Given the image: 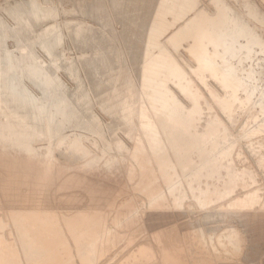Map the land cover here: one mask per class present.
I'll return each instance as SVG.
<instances>
[{
  "label": "rangeland",
  "instance_id": "1",
  "mask_svg": "<svg viewBox=\"0 0 264 264\" xmlns=\"http://www.w3.org/2000/svg\"><path fill=\"white\" fill-rule=\"evenodd\" d=\"M28 1L31 2L33 0H0V12L5 16H9L7 15L8 10H14L16 7L17 9H21V7L25 6ZM36 1L39 2L38 5L41 10H48V12L49 10L52 11L51 13L49 12L50 15L48 18L47 12L46 15L45 13H43V15H39V18H45V20H48L49 18L51 19L45 21L44 24L42 23L43 26H40L42 29H39L40 33H38V29L37 32L32 30V33L30 32L31 30H29L28 33L33 35L30 36L32 39L30 38L31 40H29L27 44L21 45L18 44L17 39H15L17 42L14 40L20 32L12 29L15 28L14 26H18L16 25L18 24L17 18L13 16V21L15 22L11 23L10 21L12 20L8 17L10 21L8 22L6 20V22L4 20V24L7 30L11 29L9 31H11V34L14 35V37L11 34L12 38L8 35V39L5 43L6 45H9V47L14 46L13 50H15L16 47L17 49L22 47L20 50H11L13 54V58L11 60H14L13 62L16 63V66L18 67L15 74L16 76H13L17 77L19 81L15 78V82L18 84L17 87L19 90L26 92L24 90L29 89L28 92H32L31 95L33 99H39H36L39 103L36 104L43 107L45 104H41V102H39L41 95H39V88L35 86L33 78L37 79L39 77L40 79H43L45 78V74L54 72V75L57 74L56 77L62 80L61 82L62 84H65L64 86L66 88H70L72 85L73 89L76 90L77 88L76 79H78V74L76 73H78V71L74 69L76 65L75 55L80 57L84 54L83 52H85L81 49L82 43L80 44L79 38L74 36L76 30L77 32L81 31L77 28L86 27V29H89L92 25V29L99 28L100 30L103 29L108 31L112 27L117 33L118 30L115 29V26H118L117 28L120 29L122 28V25L119 21L116 22L114 19L112 20L111 15H108V18L99 16L101 19H97L93 15L89 14L88 11L90 10H87V8L84 9L81 6H76L75 3L77 4L78 1ZM50 1L52 3H50ZM89 1L94 2L96 0ZM89 1L85 0V2L82 1L80 3H82V5L83 3L84 5H88ZM100 1L99 3H101ZM120 1L122 3L123 0ZM158 1L159 0H156L154 3L155 5L153 4V9L151 8L152 6H150L147 10H145L147 11L146 13H148L147 15H145L146 13H143L142 15L146 18H157L156 16L164 14V21L168 20L169 22L170 20V23L166 21L161 24V33L163 31V34L160 35V42L163 45L158 44V42L153 45V48L158 50V47L156 46L161 47L162 45L163 48H159L163 52L165 50V52L168 51L170 54L169 58L171 60L174 58L172 61L173 64H175V66H173L175 68L166 64L164 70L162 68L160 71H163V73H165L164 71H167L166 73L168 75L171 73L174 76H177L179 72L180 76L174 77L170 74V78V75L169 77L167 74L163 76V73H161L162 75H160L161 79L159 81L162 83L161 85H163V87L165 86V89L171 86V88H169L171 89V92L169 89H167V91L171 93L173 100H177L178 103L182 102L180 105L183 104V106H181L186 114L183 117L180 116L176 121H169V119L167 120L165 117V122H163V120L162 123H160V120L153 118L151 113H148V116L145 119L157 124V126L159 125V128L157 127L159 131L161 127H165V129H167L166 124H170L173 127L181 129V133H179V135L181 134L182 138H180L181 135L179 136L177 134V141L174 139L175 137L170 138V140L169 137H166L169 136L168 133H164L166 132L165 129H161V131L154 136L147 135L141 130V127L138 124H134L131 126L129 135L126 137L124 136L125 139L122 138L124 140V144H122V146L120 145L119 147L117 145V139L109 140L104 144L103 141H101L99 134H96L95 131L96 128H99V132L104 133V129L106 128L107 130L105 125L110 121V118L102 109L100 104H93V95L88 93L89 95L86 96L88 98L87 107H84L82 113V116L85 115L84 119L82 117L80 119L81 114L80 116L68 115L65 119L62 118L64 121L66 120L65 122H67H63L64 124H70V122H77L81 124L80 126L78 125L79 127H75L77 129V136H68L67 138L81 137L83 141L88 142L86 149H89L88 151H90L91 154V157L87 158L88 160H85L84 157L81 156L82 159L79 157V160H70V162H73L68 163V165L67 162L64 163L67 160L63 161L57 155L59 152L56 149L57 143H54L55 145L50 146V148L48 147L49 144L45 139H43V141L38 139L35 140L34 145L36 144V147H44L43 150L48 152L51 151L53 155H33L30 160L28 158L27 160L25 159L27 155L23 153L22 156V152L20 154V151L12 152L11 154L9 153L11 158L8 154L4 153V157L3 153V155L0 154V164L3 165V168L0 167V171L3 173L4 167L5 169L7 168V173L5 171L3 173H6V176L2 175L0 177V180L2 178V182L7 183L2 184L0 181V186H2L0 187V236L2 240L0 243V264H48L51 262L50 259L57 257H59L57 261L61 258L60 260L62 264H264V0H194V2L193 0H189L191 2H188V0H180V3L179 0H166L168 2L164 0ZM91 2H89V4ZM182 2L186 5H183ZM104 3L105 2L101 3L103 4L102 6L99 4L100 7H103L105 5ZM158 3L159 5H157V7L156 4ZM168 3H170L169 5L173 3L171 7H174L169 9L170 6ZM161 4L164 5L162 6ZM160 5L164 11L159 8ZM183 6L186 10L182 9ZM154 7L159 9L156 10ZM166 7L168 8L167 10ZM168 10L170 13H168ZM175 10H177V12ZM150 11L153 13V16L152 14H149ZM186 11L188 15L183 14L186 13ZM223 14L226 16L225 19L222 18L224 17L222 16ZM142 15L140 18H143ZM181 15L183 19L180 17ZM184 16H186V18H184ZM93 17L96 18L98 22L92 19ZM103 19L104 22L102 25L104 26L103 28H100L101 24L99 25V22ZM210 19H213L214 22L216 20L217 21L214 24ZM56 20L57 22H55ZM221 20L224 24H227V27L222 24ZM73 21L79 24H73ZM231 21H233V24ZM61 22H63V24L60 25L59 23ZM66 22H69L73 26L66 24ZM171 22L172 24H175L172 25ZM184 22H187L189 25L187 23L184 25ZM7 24L12 27L8 28L9 26L7 27ZM45 24H48L49 26H56L59 24L57 26H63V28H58L57 26L53 27V31L57 28L58 33L55 31L52 33L51 31V33L47 34L48 36L46 37V34L41 31H45L44 29L48 27V25ZM219 24L220 26L218 27ZM201 25L202 28L198 30L196 27L200 28ZM228 25L229 27L231 26V28H229ZM189 27L191 28L189 29ZM217 27L222 29L220 30ZM224 27L226 28L224 29ZM209 28H212L213 31ZM26 29L28 30V28ZM64 29H67L66 31H70L71 33L66 32ZM203 30L204 32L206 31V35ZM217 30L222 31V33L220 32L221 34H219V31ZM34 31L35 34H33ZM182 31H184V34L181 36L178 35V39H176L177 34H180ZM201 31L203 33H201ZM207 32L209 33L207 34ZM189 33L193 36L189 35ZM212 33L218 35L219 37L218 38L216 36V43L214 38L215 36ZM67 34L69 37H67ZM198 34L203 40V46L202 43L199 42L196 44L197 41H195L194 36L197 37V40H200L198 39L200 38ZM43 35L45 36L44 39L42 37ZM171 35H173L172 38ZM203 35H205V37ZM211 35L212 38H210ZM189 36L190 38L192 37V39H190ZM180 37L183 39L180 40ZM209 38L211 41H209ZM45 39L47 41H45ZM66 39L69 40L67 41ZM113 40L114 39L110 37L108 38L107 41H110L108 46H113L114 43L111 44V42H114ZM175 40H177V44ZM200 44L202 54H200V51H197L199 50L198 48ZM204 46L207 49H205ZM57 47L62 49H58ZM190 47L191 49H189ZM56 48L59 50L60 54L55 52ZM192 49H194V51ZM52 50H54L53 53H51ZM78 51L82 54L80 52L78 53ZM97 51H95V55L98 54ZM195 51L202 56L201 58L205 59V62L203 61L204 59H199L200 56L198 53L196 54ZM168 52L165 54L167 57L169 56ZM204 52L205 57L203 54ZM115 56H117L115 65H119L117 67H120V65L122 66L123 62L120 56ZM63 59L65 60L63 61ZM66 59L68 61H66ZM69 61L70 65H68ZM198 61H202L203 63H199ZM44 65L46 70L44 69ZM30 66L32 68L34 66L35 67L32 69ZM36 66L39 70L41 67L42 71H37L38 69ZM0 67H2V65H0ZM169 67L170 69H168ZM201 67H203V69ZM28 68L30 69V73L28 72ZM64 68L66 70H64ZM71 68L72 70H70ZM165 68L172 71L175 70L176 74L175 72L168 71ZM219 68L221 70L224 68L223 71L225 73H229L230 75L225 74L223 76L222 74H224V72ZM31 69L36 74L34 72L31 73ZM47 69L50 70L48 71ZM180 70L183 72L181 73ZM45 71H48V73ZM182 75L187 78L185 77L186 85L181 87L178 85V82L180 83V79L183 77ZM164 77H166L167 80ZM221 77L226 78L223 79ZM228 78L236 81L238 80V91L240 89V92L237 91L234 94L226 87V79ZM175 79H178L176 81L177 83L173 82ZM163 80L165 81L163 82ZM239 83L242 84L239 85ZM176 85L178 86L176 87ZM166 86L169 87L166 88ZM69 90L72 91V89ZM34 92H36V96L37 94L39 96L35 97ZM68 95H71L72 104L82 107L78 98H74L76 95L74 96L71 92L70 94L68 93ZM22 105L32 106L33 103H26L23 100ZM49 107L51 110L47 109ZM68 110L69 109L64 108V111H59L70 114L76 112L74 109ZM90 110H94L95 116L90 113ZM49 112L52 114L53 112H56V110L52 106L47 105V107H45L41 112L44 114V117H42L44 121L48 122V120L51 119L52 116H50ZM56 114H59V112H56ZM95 117L105 119V121H103L105 125L102 126L95 124L96 122L94 121L97 119ZM55 118L57 119V117ZM134 120L135 119H133V121ZM166 120L169 121V123ZM161 124L164 125V127L160 126ZM117 128L118 129L116 130H118L117 132L119 133V129L122 127L119 126ZM63 130L62 134H64V136L68 134L70 135L72 132V129L68 127H66L64 131ZM120 131H122L120 133L125 132L124 129H120ZM60 135L61 133L59 134V137ZM64 136L62 135L61 137ZM179 138L181 140L178 141ZM67 142L70 143L71 141L67 140ZM67 142H65L66 145H64V147L67 146ZM29 143L30 141H28V145H30V147L35 148L34 145ZM21 146L20 149H26L25 147L27 145H23L25 146H22L23 148H21ZM173 149L176 153L172 151ZM162 153L165 154V157L164 155L162 156ZM177 153L181 155V159L180 156H177ZM6 155L8 157H6ZM71 156L73 158L74 154ZM5 157L11 161H7ZM177 159H180L181 162L177 161ZM26 160L27 162H25ZM6 161V164L9 163V167L11 166L10 164L13 163L10 170L5 163H2ZM14 161L15 163H18L16 167ZM22 161L23 165L20 164L19 166V163ZM85 161H90V163L93 162V165L88 163L85 164ZM109 161H111V164L107 165V162ZM18 167L20 168L18 169ZM8 171L13 172V174L10 172L8 173ZM14 172L16 173L15 175L18 174V176H15ZM21 173L26 176H22L23 178L30 176V178H27L28 180L22 179V181L24 180L23 184L21 178H17L21 176ZM73 174L75 175L72 176ZM7 175H11L10 180L7 178ZM76 175L79 179L76 178ZM3 176L6 177L4 178L5 180H3ZM12 176H15V178L12 179ZM48 176L50 177V181H47L46 183L45 180L48 179ZM40 178H43L42 180L44 181L41 182ZM11 179L12 183H19L16 185L18 187H16L15 184L14 187H11ZM38 180L41 183H39ZM43 183H49V185ZM8 187L12 189L9 190L7 189ZM14 189L20 190L21 196H27V200H31V198L35 196L33 199L38 197L39 201H43L42 204L41 202L39 203L38 199V203L32 200V203L34 202L33 204L36 205L35 207L39 205L45 209H51V213L54 211L53 215L56 218L57 229H59L57 218L60 212L62 215H65L66 217L68 216L69 218L70 213L73 217L76 215L77 211H79L78 213H81V217H79L85 223V225H80V227L77 228L79 231L77 234L80 237H78L79 242L76 244V242L71 239V235L67 232V230H64L59 243L51 247V252H49L51 255L48 254L47 258V256L43 254V250L45 249L44 242L51 240L53 235H49V232L43 229L44 225L47 227L48 223H45L42 217H40V221L38 220L37 222V224L39 222L41 223H39V233L42 235L45 234L46 237L41 239V234H39V236L36 234V237H31L33 238L34 246L31 250L32 252L29 251L30 248H27L29 253L25 252V255L21 250L17 235L14 232L13 224L14 222H19L20 220H17L20 217L24 218V220H22L23 218H20L22 223L26 220L29 221L30 218L27 219L25 215L21 216L19 214L20 207H16V205H14L16 201L11 203L6 198L9 194H11V191L12 194H15L13 192ZM33 191L37 192L35 193L36 195L40 193L41 196L40 194L39 196H32ZM20 192L18 193L20 194ZM25 193H27V195ZM252 195H256L257 200L254 203L247 202L243 205L240 204V202H245ZM46 197L48 200H44L47 199ZM49 202L50 205L48 204ZM10 203L13 204L12 206L14 207H10ZM46 203L48 204V207ZM8 208L12 210V212H19L13 213L15 215L19 214L18 216L16 215L17 217L14 215L16 220L13 216H11L13 222L10 220L9 216L12 212L8 210V213ZM17 208L19 210H17ZM82 210L84 211L83 213L80 212ZM67 211L68 213L66 214ZM47 212L48 211H45V214L42 213V215L48 217L46 215ZM72 212H74V214ZM83 214H85V216ZM150 214L160 215L161 217H159V219H161L159 220L157 218L158 220H155L154 222V219L151 220L150 217L152 215ZM82 216L85 217V220ZM244 217H247L246 222H243L242 220ZM21 221L19 224H21ZM28 221L24 222L22 225H24L28 230L30 228L32 230L33 223L31 224L30 221ZM151 221L154 223L152 224ZM155 227L157 230H155ZM151 229H154L155 232L154 230L151 231ZM157 233L158 237L156 235ZM71 234L76 235V233L73 232H71ZM71 241L74 245L73 243H70ZM92 241L96 243L97 248H95L96 246L93 247ZM27 249L25 251H27ZM52 249L55 251L54 253L52 252ZM167 252L170 256L174 254L172 256L174 257L172 258L173 263L167 261L166 259V262L164 261V258H168L165 257V255L168 256ZM60 260L58 262L55 260L56 262L54 261L49 264H61Z\"/></svg>",
  "mask_w": 264,
  "mask_h": 264
},
{
  "label": "bare ground",
  "instance_id": "2",
  "mask_svg": "<svg viewBox=\"0 0 264 264\" xmlns=\"http://www.w3.org/2000/svg\"><path fill=\"white\" fill-rule=\"evenodd\" d=\"M43 1H45V0H43ZM42 1V2H43ZM59 1V0H58ZM63 1V0H62ZM73 1H78L77 2V4L75 3V5L76 6H81L82 8H84V9H86L87 8V10H90V11H88L89 12V14L90 15H93L94 17H96L97 19L98 18H100V17H103V18H108V15H111V19L113 20L114 19V21H116V22H118L119 21V23L122 25V28H117L116 26H115V29H117L118 31H117V33H116V31L114 30V28H110L108 31H106V30H103V29H99V28H93L92 29V25H91V28L89 27V25H88V27H89V29H86V27L84 28V27H80V28H77V29H79V30H81V31H79V32H77V30H76V33H75V35L74 36H76V38H79V40H80V44L82 43V50L83 51H85V52H83L84 54H82L80 51H82V50H80V51H78V53L80 52L82 55L80 56V57H77V55H75L76 56V65H75V68L74 69H76L77 71H78V73H76V74H78V79H76V86H77V88H76V90L75 89H73V85L70 87V88H66L64 85L65 84H62V80H60V78L58 79L57 77H56V75H54V72H49L48 73V71L50 70H48V71H45V72H47L48 74H45V78H43V79H40L39 77L36 79V78H33L34 79V83H35V86L36 87H38L39 89V91L38 92H40V94L39 95H41V98H40V101L39 102H41V104H45V105H43V107H40L39 105H37V104H39L37 101H36V99H38V98H36L35 100L33 99V97H32V92H28V90H24V91H26V92H23V90L21 91V90H19L18 89V87H17V83L15 82L16 81V79L15 78H17V77H14L13 75H15L16 74V71H17V69H18V67L16 66V63H14L13 61L14 60H11L13 57V54H12V52H11V50H13V47L14 46H11L12 47V49H11V47H9V45H6V41H7V37H8V35H10L11 34V31H9V30H11V29H8L7 30V28L5 27V22H4V20L6 21H10L9 19H8V17H10L11 18V20L12 21H10L11 23L12 22H15V21H13V16H15L16 18H17V23L18 24H16V25H18L17 27L16 26H14L15 28H12V29H15V30H17L18 32H20L19 33V35L17 36V35H15V36H17L16 38H14V40L15 39H17L18 40V44H21V45H23V44H27L28 42H29V40H31L32 39V37H30L31 35H30V33H28V31L29 30H31L30 32L32 33V30H35L36 32H37V29H38V33H40L39 32V29H42V27L40 28V26H43V24L45 23V21H48L49 19H51V18H49L48 20H45V18H43V19H40L39 18V15H43V13H45V15H46V12L48 13L47 15V18L49 17V12L51 13L52 11H50L49 10V12H48V10H46V8H45V6H44V8H45V10L46 11H44V9L43 10H41V8H40V6L38 5L39 4V2L38 1H36V0H33V1H31V2H27L26 3V5L25 6H23V7H21V9L19 8V9H17V7L14 9V10H8L7 11V15H9V16H5L3 13H1L0 12V44H1V46H0V50H1V55H0V65H2V67H0V139H1V141H0V148H1V150H0V152L1 151H3V152H1L0 154H8L9 155V153L11 154L12 152H19L20 151V154H21V152H22V156H23V153H25L27 156H26V158L25 159H29L30 160V158H32L33 157V155H36V156H40V155H43V156H50V155H53L52 154V152L50 151V152H48V151H45V150H43L44 149V147H36L35 145H34V143H35V140H40V141H43V139H45L46 141H47V143L49 144L48 145V147H50V146H54L55 144L54 143H57V146H56V149L59 151L58 153H57V155L61 158V160H63V161H65V160H67V161H65L64 163H66L67 162V164L68 163H72L74 160H79L80 158L79 157H84V159L85 160H88L87 158L89 157H91V154H90V151H88L87 149H86V147L88 146V142H85V141H83L82 140V138L81 137H78V138H67L68 136H77V134H76V126H80L81 124L80 123H77V122H70V124H64L63 122H65L64 121V119H65V117H68V115H71V116H73V115H77V116H80V114H81V116H80V119H81V117L84 119V116H82V113H83V110H84V107L86 108L87 107V101H88V98L86 97V96H88L89 94L90 95H93V104H97L98 103V105L100 104L101 105V107H102V109L105 111V113L109 116V118H110V121L105 125V123L103 122V121H105V119H103V118H99V117H95V118H97V119H95V121L94 122H96L95 124H99V125H102V126H104L105 125V127H107V130H106V128L104 129V133L103 132H99V128H96V131H95V133L96 134H99V136H100V138H101V141H103V143L105 144V142H107V141H109V140H115V139H117L116 140V143H117V145L120 147V145L122 146V144H124V140L122 139V138H124L125 139V137L127 136V135H129V133H130V129H131V126H133L134 124H138L140 127H141V130L145 133V134H147V135H152V136H154L155 134H158L160 131H161V129H165V127H164V125H160V126H163L164 128H162L161 127V129H160V131L158 130V126H157V124H155V123H153V122H150V121H147L145 118L148 116V113H151L152 115H153V118H155L156 120H160L161 122L160 123H162V121L165 119V117H166V119L168 120L169 119V121H176V120H178V118L180 117V116H184L186 113L183 111V109H182V106H183V104H181L180 105V103H182V102H180V103H178V101L177 100H173V98H172V96H171V89H169V88H171V86L169 87V86H166V88L167 87H169V88H167V89H169L170 90V92L169 91H167V89H165L164 87H163V85H161L162 83L159 81L161 78H160V75H162L161 73H163V71L161 72L160 71V69H162L163 68V70H164V67L166 66V64L167 65H170V67H172V68H175V67H173V66H175V64H173V57H171V58H173L172 60L169 58L170 57V54H169V52H168V54H169V56L167 57L165 54L167 53V52H163L161 49L163 48V44L160 42V40H161V34H163V31H162V33H161V30H162V22L164 23V22H168V20H165L164 21V18H165V16H164V14L163 15H158V16H156L157 18H155V17H152V18H146L145 16H143L142 14L144 13H146L147 11H145V10H147V8L148 7H150V6H152L151 8L153 9V4L155 3V1L156 0H123L122 1V3H121V1L119 2L118 0H106V1H100V0H96V1H94V2H91V1H89V2H91L90 4H89V2H88V5H84V3H83V5H82V3H80V2H82V1H84L85 2V0H73ZM99 1L102 3V2H105L104 4V6L103 7H100V5L99 4H101V3H99ZM160 1V0H159ZM158 1V2H159ZM163 1V0H162ZM164 1H166V0H164ZM192 1V0H191ZM191 1H189L188 0V2H191ZM166 2H168V1H166ZM174 2H176V1H174ZM173 2V3H174ZM193 2H194V0H193ZM192 2V3H193ZM3 3V2H2ZM23 3V2H22ZM49 3V2H48ZM50 3H52L51 1H50ZM162 3H164V2H162ZM172 3V4H173ZM179 3H180V0H179ZM183 3V2H182ZM21 4V3H20ZM25 4V3H24ZM43 4V3H42ZM46 4V3H45ZM170 3H168V5H169ZM171 4V5H172ZM178 4V3H177ZM190 4V3H189ZM11 5V4H10ZM23 5V4H22ZM62 5V4H61ZM103 4H101V6H102ZM155 5V4H154ZM157 5H159V3L158 4H156V6ZM162 5V4H161ZM161 5H160V9H162L163 10V8H161ZM164 5V4H163ZM162 5V6H163ZM165 5H167V4H165ZM171 5H169L170 7H169V9L170 8H173V7H171ZM179 5H182V4H179ZM183 5H186V4H184L183 3ZM191 5V4H190ZM207 5V4H206ZM18 6H20V5H18ZM56 6V5H55ZM189 6V5H188ZM158 7V6H157ZM156 7V8H157ZM182 7V6H181ZM192 7V6H191ZM190 7V8H191ZM2 8H3V6H2ZM5 8V7H4ZM43 8V7H42ZM62 8V7H61ZM108 8H110V9H108ZM155 8V7H154ZM155 8V9H156ZM158 8V9H159ZM176 8V7H175ZM177 8H178V6H177ZM8 9V8H7ZM13 9V8H12ZM49 9V8H48ZM71 9V8H70ZM80 9V8H79ZM150 9V8H149ZM158 9H156V10H158ZM165 9V8H164ZM168 8L166 7V10H167ZM182 9H184V6H183V8ZM201 9V8H200ZM51 10H52V8H51ZM82 10V9H81ZM178 10V9H177ZM177 10H175L176 12H177ZM181 10V9H180ZM184 10H186V9H184ZM188 10H191V9H188ZM187 10V11H188ZM215 10H217V9H215ZM2 11V10H1ZM59 11V10H58ZM58 11H56V12H58ZM77 11V10H76ZM151 11H153V10H151ZM150 11V13L149 14H152V16H153V13ZM164 11V10H163ZM179 11V10H178ZM187 11H186V13H183V14H187ZM212 11V10H211ZM63 12V11H62ZM149 12V11H148ZM155 12V11H154ZM159 12H160V10H159ZM189 12V11H188ZM60 13V12H59ZM65 13V12H64ZM79 13V12H78ZM85 13V12H84ZM83 13V14H84ZM165 13V12H164ZM168 13H170L169 12V10H168ZM180 13V12H179ZM6 14V13H5ZM63 14V13H62ZM148 13H146L145 15H147ZM154 14H157V13H154ZM159 14V13H158ZM160 14H162V13H160ZM171 14H172V12H171ZM173 14H175V13H173ZM199 14V13H198ZM201 14V13H200ZM205 14V13H204ZM52 15V14H51ZM69 15V14H68ZM143 16V18L141 17L140 18V16ZM176 15V14H175ZM188 15V14H187ZM186 15V16H187ZM205 15H207V14H205ZM204 15V16H205ZM64 16V15H63ZM83 16V15H82ZM100 16V17H99ZM166 16H167V14H166ZM168 16H170V15H168ZM177 16H178V14H177ZM186 16H184V18H186ZM202 16V15H201ZM222 16H224V14L222 15ZM222 16H220V17H222ZM231 16V15H230ZM42 17V16H41ZM44 17V16H43ZM61 17V16H60ZM92 18V19H94L95 21H97V19L96 18ZM149 17V16H148ZM171 17V16H170ZM172 17H174V16H172ZM181 18H182V15L180 16ZM196 17V16H195ZM194 17V18H195ZM203 17V16H202ZM201 17V18H202ZM218 17V16H217ZM167 18H169V17H167ZM175 18V17H174ZM177 18V17H176ZM180 18V19H181ZM189 18V17H188ZM193 18V19H194ZM198 18H199V16H198ZM205 18V17H204ZM209 18V17H208ZM212 18V17H211ZM219 18V17H218ZM222 18H226V16H224V17H222ZM56 19V18H55ZM81 19V18H80ZM91 19V18H90ZM101 19V18H100ZM183 19V18H182ZM181 19V20H182ZM207 19V18H206ZM214 19V18H213ZM213 19H210V20H212L213 21ZM217 19V18H216ZM177 20H179V19H177ZM188 20V19H187ZM191 20H192V18H191ZM198 20V19H197ZM200 20V19H199ZM218 20V19H217ZM216 20V21H217ZM6 21V22H7ZM106 21V20H105ZM196 21V20H195ZM202 21V20H201ZM215 21V22H216ZM219 21V20H218ZM224 21V20H223ZM55 22H57V20L55 21ZM74 23L73 24H76L75 23V21H73ZM78 22H79V20H78ZM84 22V21H83ZM98 22V21H97ZM104 22V19L101 21V22H99V25L101 24V26H100V28H103V26L104 25H102V23ZM176 22V21H175ZM181 22V21H180ZM188 22H190V21H188ZM205 22V21H204ZM207 22V21H206ZM215 22L213 21V23L215 24ZM220 22V21H219ZM218 22V23H219ZM221 22H222V20H221ZM226 22H227V20H226ZM225 22V23H226ZM233 21H231V23H232ZM43 23V24H42ZM168 23H170V20H169V22ZM182 23V22H181ZM186 23L187 22H184V25H186ZM197 23V22H196ZM212 23V24H213ZM228 23H229V21H228ZM234 23H235V21H234ZM10 24V23H9ZM14 24V23H13ZM56 24V23H55ZM54 24V25H55ZM60 25L61 24H63V22H61V23H59ZM59 24H57V25H59ZM66 24H70L69 22L67 23L66 22ZM77 24H79V23H77ZM113 24H114V22H113ZM171 24H172V22H171ZM175 24V23H174ZM174 24H172V25H174ZM188 24V23H187ZM202 24H204V23H202ZM221 24V23H220ZM220 24L218 25V27L220 26ZM222 24L223 25H226V27H227V24H224V22H222ZM221 24V25H222ZM233 24V23H232ZM12 25V24H11ZM45 25H48V24H45ZM56 25V26H57ZM71 25V24H70ZM80 25H81V23H80ZM96 25V24H95ZM165 25V24H164ZM183 25V24H182ZM189 25V24H188ZM198 25V24H197ZM206 25V24H205ZM250 25V24H249ZM9 26V27H8ZM56 26H49L48 25V27L47 28H43L45 31H43V30H41L42 32H44L45 34H46V37L48 36L47 34H49V33H51V31H52V33L55 31V32H57L58 33V31H57V28H56V30L54 29V31H53V27H56ZM71 26H73V25H71ZM166 26H168V25H166ZM165 26V27H166ZM179 26V25H178ZM193 26V25H192ZM199 26V25H198ZM207 26V25H206ZM7 27L8 28H10V27H12V26H10V25H8L7 24ZM58 27V26H57ZM120 27V26H119ZM170 27V26H169ZM172 27V26H171ZM196 27V26H195ZM195 27H194V29H195ZM205 27V26H204ZM210 27H212V26H210ZM217 27V28H218ZM223 27V26H222ZM226 27H224V29L226 28ZM228 27H229V25H228ZM26 28H28V30L26 29ZM58 28H63V26H59ZM105 28V27H104ZM176 28V27H175ZM188 28V27H187ZM191 27H189V29H190ZM198 30L199 29H201L202 28V25H201V27L200 28H198V27H196ZM206 28V27H205ZM229 28H231V26L229 27ZM21 31H20V30ZM85 29V30H84ZM177 29V28H176ZM180 29V28H179ZM182 29H183V27H182ZM194 29H192V30H194ZM207 29V28H206ZM209 29H211V31H213L212 30V28H209ZM214 29H215V27H214ZM218 29H220V28H218ZM222 29V28H221ZM220 29V30H221ZM14 30V31H15ZM65 31L67 30V29H64ZM68 30H70V29H68ZM72 30V29H71ZM74 30V29H73ZM170 30H171V28H170ZM175 30V29H174ZM196 30V29H195ZM197 30V31H198ZM220 30H217V31H219V34H221L222 33V31H220ZM35 31L33 32V34H35ZM180 31V30H179ZM210 31V30H209ZM13 32V31H12ZM42 32H41V34H42ZM66 32H70V31H66ZM74 32H75V30H74ZM73 32V33H74ZM177 32H178V30H177ZM196 32V31H195ZM203 32H204V30H203ZM202 31H201V33H203ZM215 32H216V30H215ZM221 32V33H220ZM15 33H17V32H15ZM14 33V34H15ZM37 33V34H38ZM71 33V32H70ZM72 33V34H73ZM171 33V32H170ZM187 33V32H186ZM192 33V32H191ZM197 33V32H196ZM198 33H200V32H198ZM209 32H207V34H208ZM211 33V32H210ZM214 33V32H213ZM212 33V34H213ZM36 34V35H37ZM41 34H40V36H41ZM44 34V35H45ZM55 34V33H54ZM107 34H109V35H107ZM184 34V31H182L180 34H177V38L176 39H178V35H183ZM204 34L206 35V31L204 32ZM224 34V33H223ZM12 35V34H11ZM10 35V36H11ZM42 36L43 37V39L45 38V36ZM52 35V34H51ZM56 35V34H55ZM58 35V34H57ZM166 35V34H165ZM189 35H192V34H190L189 33ZM195 35H197V34H195ZM199 35V34H198ZM205 35H203L204 37H205ZM215 37V43L217 42L216 41V36L218 37V35H215V34H213ZM13 37H14V35H12ZM12 36H11V38H12ZM33 36V35H32ZM164 36V35H163ZM172 36L173 35H171V38H172ZM176 36V35H175ZM174 36V37H175ZM193 36V35H192ZM200 36V35H199ZM209 36V35H208ZM221 36V35H220ZM37 37V36H36ZM49 37H50V35H49ZM67 37H69V35L67 34ZM112 38V39H114L113 41L114 42H111V44H113V46L112 47H110V46H108V44L110 43V41H107L108 40V38ZM184 37H186V36H184ZM223 37H224V35H223ZM10 38V39H11ZM31 38V39H30ZM41 38V37H40ZM39 38V39H40ZM56 38V37H55ZM104 38H106V39H104ZM163 38V37H162ZM189 38H190V36H189ZM208 38V37H207ZM210 38H212V35L210 36ZM209 38V39H210ZM219 38V37H218ZM221 38H222V36H221ZM42 39V40H43ZM169 39V38H168ZM183 39V38H182ZM181 39V37H180V40H182ZM190 39H192V37L190 38ZM194 39H195V41H197L196 42V44L199 42V43H202V39H201V36H200V38H198V39H200V40H197V37L196 36H194ZM193 39V40H194ZM209 39H207V40H209ZM37 40V39H36ZM67 40V39H66ZM69 40V39H68ZM67 40V41H68ZM106 40V41H105ZM212 40H214V39H212ZM222 40V39H221ZM239 40V39H238ZM45 41H47L46 39H45ZM65 41V40H64ZM82 41V42H81ZM170 41H172V40H170ZM177 40H175V42H176ZM179 41V40H178ZM204 41H205V39H204ZM209 41H211V39L209 40ZM219 41V40H218ZM15 42H17L16 40H15ZM42 42V41H41ZM57 42V41H56ZM63 42V41H62ZM159 42V43H158ZM164 42V41H163ZM193 42V41H192ZM9 43V42H8ZM77 43V42H76ZM156 43H158V44H162L161 45V47L160 46H156V47H158V50H156L155 48H153V45L154 44H156ZM179 43V42H178ZM213 43H214V41H213ZM214 43V44H215ZM254 43V42H253ZM14 44V43H13ZM37 44H39V43H37ZM48 44V43H47ZM58 44V43H57ZM65 44V43H64ZM79 44V45H80ZM166 44V43H165ZM176 44H177V42H176ZM193 44V43H192ZM218 44V43H217ZM15 45V44H14ZM52 45V44H51ZM61 45V44H60ZM72 45V44H71ZM194 45V44H193ZM8 46V47H7ZM19 46V45H18ZM32 46V45H31ZM48 46V45H47ZM57 46V45H56ZM59 46V45H58ZM77 46V45H76ZM194 46H196V45H194ZM202 46H203V43H202ZM214 46V45H213ZM37 47V46H36ZM61 47V46H60ZM73 47V46H72ZM161 49H160V48ZM197 47V46H196ZM200 47H201V44H200V46H199V50H197V51H200V54H202L201 53V50H200ZM205 47V46H204ZM235 47V46H234ZM22 48V47H21ZM20 48V49H21ZM49 48V47H48ZM55 48V47H54ZM58 48V47H57ZM57 48H56V50H55V52L57 53V54H60L59 53V50H57ZM16 49H17V47L15 48V50H13V51H16ZM19 49V48H18ZM17 49V50H18ZM19 49V50H20ZM58 49H62V48H58ZM74 49V48H73ZM169 49V48H168ZM189 49H191V47L189 48ZM195 49V48H194ZM194 49H192L193 51H194ZM197 49V48H196ZM201 49H204V48H201ZM205 49H207L206 47H205ZM234 49V48H233ZM35 50V49H34ZM98 50V51H97ZM160 50V51H159ZM192 50H191V52H192ZM22 51V50H21ZM37 51V50H36ZM45 51V50H44ZM47 51H48V49H47ZM95 51H97L98 52V54L97 55H95L96 53H95ZM197 51H195V53L197 54L198 52ZM207 51V50H206ZM28 52H30V51H28ZM54 52V50H52V52L51 53H53ZM61 52V51H60ZM67 52V51H66ZM189 52H190V50H189ZM237 52V51H236ZM35 53V52H34ZM33 53V54H34ZM71 53V52H70ZM76 53V52H75ZM32 54V53H31ZM49 54V53H48ZM167 54V55H168ZM192 54H194V53H192ZM196 54H195V56H196ZM200 54L198 53V55L200 56ZM204 54V57H205V52L203 53ZM25 55V54H24ZM46 55V54H45ZM115 55H118V57L120 56V58H121V60H122V66L120 65V67H117V66H119V65H115V60L117 61V56H115ZM40 56H41V54H40ZM198 56V57H199ZM18 57V56H17ZM39 57V56H38ZM57 57V56H56ZM74 57V56H73ZM193 57H194V55H193ZM198 57H197V59H198ZM202 56H200L199 57V59L200 60H202V59H204V58H201ZM48 58V57H47ZM59 59V58H58ZM195 59H196V57H195ZM65 59H63V61H64ZM74 60V59H73ZM119 60V59H118ZM121 60H119V61H121ZM175 60H176V58H175ZM175 60H174V62H175ZM199 60V61H200ZM66 61H68L67 59H66ZM193 61V60H192ZM198 61V62H199ZM204 62H205V59L203 60ZM28 62V61H27ZM42 62V61H41ZM59 62V61H58ZM177 62V61H176ZM202 62V61H201ZM201 62H199V63H201ZM63 63V62H62ZM67 63V62H66ZM203 63V62H202ZM24 64V63H23ZM34 64H35V62H34ZM51 64V63H50ZM49 64V65H50ZM55 64H58V63H55ZM64 64V63H63ZM72 64V63H71ZM74 64V63H73ZM121 64V63H120ZM18 65V64H17ZM22 65V64H21ZM48 65V64H47ZM65 65V64H64ZM63 65V66H64ZM67 65V64H66ZM68 65H70V61H69V64ZM176 65H177V63H176ZM203 65V64H202ZM231 65H233V64H231ZM27 66V65H26ZM33 66V65H32ZM39 66H41V65H39ZM54 66V65H53ZM178 66V65H177ZM180 66V65H179ZM203 66H205V65H203ZM31 67V66H30ZM35 67V66H34ZM34 67L32 68V69H34ZM50 67H51V65H50ZM72 67V66H71ZM170 67L168 68V69H170ZM27 68V67H26ZM36 68L38 69V67L36 66ZM52 68V67H51ZM65 68H67V67H65ZM64 68V70H66ZM181 68V67H180ZM183 68V67H182ZM202 69H203V67H201ZM205 68V67H204ZM22 69V68H21ZM29 69V68H28ZM32 69H31V73L32 72H34V71H32ZM44 69H45V65H44ZM43 69V70H44ZM67 69H69V68H67ZM166 69V68H165ZM168 69H166V70H168ZM179 69V68H178ZM184 69V68H183ZM182 69V70H183ZM199 69V68H198ZM201 69V70H202ZM217 69V68H216ZM220 69V68H219ZM223 70H224V68H222ZM24 70V69H23ZM46 70V69H45ZM52 70V69H51ZM55 70H56V68H55ZM55 70H52V71H55ZM70 70H72V68L70 69ZM221 70V69H220ZM223 70H221V71H223ZM26 71H27V69H26ZM37 71H42L41 70V67H40V70L38 69ZM69 71V70H68ZM159 71H160V74H159ZM168 71H172V70H168ZM179 71V70H178ZM184 71V70H183ZM182 71V72H183ZM221 71H220V73H221ZM29 73H30V69H29V71H28ZM56 72V71H55ZM165 73H163V76L164 75H166L167 73V71H164ZM172 72H175V70L174 71H172ZM180 72H181V70H180ZM181 72V73H182ZM218 72H219V70H218ZM224 72V71H223ZM22 73H23V71H22ZM35 73V72H34ZM59 73V72H58ZM67 73V72H66ZM185 73V72H184ZM21 74V73H20ZM26 74V73H25ZM36 74V73H35ZM171 74V73H170ZM169 74V75H170ZM175 74H176V72H175ZM230 75L229 73H225L224 72V74H222L223 76L224 75ZM169 75L167 74V76L169 77ZM171 75H173V74H171ZM171 75H170V78H171ZM232 75V74H231ZM16 76V75H15ZM18 76V75H17ZM22 76H24V75H22ZM34 76V75H33ZM42 76V75H41ZM75 76V75H74ZM174 76V75H173ZM176 76V75H175ZM174 76V77H175ZM178 76H180L179 75V72H178V75L176 76V77H178ZM183 76V75H182ZM27 77V76H26ZM37 77V76H36ZM185 77L186 76H183V77H181V79H180V83L178 82V85H180L181 87L182 86H185L186 85V79H185ZM228 77V76H227ZM21 78V77H20ZM165 79H166V77H164ZM169 78V79H170ZM180 78V77H179ZM187 78V77H186ZM221 78H223V77H221ZM226 78V77H225ZM225 78H223V79H225ZM234 78V77H233ZM17 80L19 81V79L17 78ZM167 80V79H166ZM170 80H172V79H170ZM178 80V79H177ZM176 79H175V81L173 80V82H176L177 81ZM228 82H227V81ZM225 81H226V83H227V88L228 89H230L231 91H232V93H236L237 91H238V80L236 81V80H234V79H226ZM165 80H163V82H164ZM65 82V81H64ZM168 82V81H167ZM170 82V81H169ZM16 83V84H15ZM22 83V82H21ZM177 83V82H176ZM20 84V83H19ZM164 84V83H163ZM240 84H242V83H239V85ZM167 85V84H166ZM171 85H172V82H171ZM178 85H176V87L178 86ZM20 87V86H19ZM29 88V87H28ZM240 88V87H239ZM69 89H72V91L71 90H69ZM67 90V91H66ZM31 91H32V89H31ZM70 92L75 96L76 95V97H74V98H78V100H79V102H80V104L82 105V107H80V106H77V105H74V104H72L73 102H72V100H71V95H68V93L70 94ZM238 92H240V89H239V91ZM30 93V94H29ZM36 92H34V94H35ZM89 93V94H88ZM38 94H37V96H39ZM36 96V94H35V97H37ZM248 96V95H247ZM73 97V96H72ZM236 98V97H235ZM240 98V97H239ZM75 99V100H76ZM238 99V98H237ZM23 100L26 102V103H33V105L32 106H24V105H22V103H23ZM39 100V99H38ZM37 103V104H36ZM75 103H76V101H75ZM47 105H50V106H52L53 108H55V110H56V112L58 113L59 112V114H56V112H53L52 114L49 112V114H50V116H52L51 117V119L50 120H48V122L47 121H44V119L42 118V117H44V114L43 113H41L42 111H43V109L45 108V107H47ZM45 106V107H44ZM95 107V106H94ZM64 108L65 109H69V110H72V109H74L76 112L75 113H64L63 111H64ZM47 109H50V107L49 108H47ZM90 109V108H89ZM51 110V109H50ZM54 110V109H53ZM59 110H63L62 112L61 111H59ZM68 110V111H69ZM45 111V110H44ZM47 111V110H46ZM91 111V110H90ZM48 112V111H47ZM71 112V111H70ZM87 112H88V110H87ZM92 115H94L95 116V112H94V110H92L91 112H90ZM47 115H48V113H47ZM46 115V116H47ZM55 117H57V119L55 118ZM53 118H55V119H53ZM62 118H64V119H62ZM75 118V117H74ZM87 118H88V116H87ZM70 119V118H69ZM72 119V118H71ZM92 119V118H91ZM90 119V120H91ZM103 119V120H102ZM133 119H135L134 121H133ZM74 120V119H73ZM94 120V119H93ZM166 120V121H167ZM132 121V122H131ZM169 121H167L168 123H169ZM69 122V121H68ZM86 122V121H85ZM163 122H165V120L163 121ZM166 122V123H167ZM65 123H67V122H65ZM88 123V122H87ZM159 124V123H158ZM164 124V123H163ZM167 126H166V128L167 129H165V131L166 132H164V133H168V135L169 136H166V137H169V139L170 138H172V137H175L174 139L177 141V139H176V135L178 134L179 135V133H181V129H179V128H176V127H173L172 125H168V124H166ZM78 126V127H79ZM122 127V128H120V129H124L125 130V132L124 133H120V132H122V131H120V129H119V133L117 132L118 130H116V129H118L117 127ZM66 127H68V128H71L72 129V132H71V134L69 135H65L64 136V134H62V130L64 129L65 130V128ZM158 127V128H157ZM63 130V131H64ZM70 130V129H69ZM61 131V132H60ZM86 131V130H85ZM84 131V132H85ZM163 131V130H162ZM61 133V135H60V137H59V134ZM65 133H66V131H65ZM81 133V132H80ZM163 133V134H164ZM84 134V133H83ZM86 134V133H85ZM166 134H164V135H166ZM64 136V137H61V136ZM91 135V134H90ZM181 135V134H180ZM179 135V136H180ZM83 136V135H82ZM125 136V137H124ZM84 138V137H83ZM178 138V137H177ZM180 138H182V135H181V137ZM178 139V141L179 140H181V139ZM48 139V140H47ZM97 139V138H96ZM168 139V138H167ZM67 140L68 141H71L70 143H68L67 142ZM171 140V139H170ZM28 141H30V143H31V145H34V147L35 148H32V147H30V145H28ZM90 141V140H89ZM174 141V140H173ZM65 142H67L68 144H67V148L66 147H64V145H66L65 144ZM175 142V141H174ZM27 143V144H26ZM29 143V144H30ZM115 143V144H116ZM173 143V142H172ZM112 144V143H111ZM23 146V145H27L26 147L25 146H23V147H25L26 149H20V146ZM46 145V144H45ZM21 146V148H23ZM30 148H29V147ZM101 146V145H100ZM113 146V145H112ZM91 147V146H90ZM115 147V146H114ZM118 147V148H119ZM51 148V147H50ZM89 148V147H88ZM99 148V147H98ZM46 149H47V147H46ZM55 149V150H56ZM48 150V149H47ZM50 150V149H49ZM172 151H174V149L172 150ZM175 152V151H174ZM56 153V152H55ZM92 153V152H91ZM176 153V152H175ZM2 154V155H3ZM5 154L3 155V157L5 156ZM74 154V156H73V158H72V156L71 155H73ZM179 153H177V156L179 157L180 156V159L182 158L181 157V155L179 154ZM164 155V157H165V154H163L162 153V156ZM175 155V154H174ZM10 156V155H9ZM96 156V155H95ZM94 156V157H95ZM137 156V155H136ZM159 156H161V155H159ZM176 156V155H175ZM176 156V157H177ZM2 157V156H1ZM6 157H8L7 155H6ZM5 157V158H6ZM25 157V156H24ZM82 157H81V159H82ZM93 157V156H92ZM177 157V158H178ZM5 158H3V159H5ZM10 158H11V156H10ZM9 158V159H10ZM162 158V157H161ZM2 159V160H3ZM7 159V158H6ZM23 159V158H22ZM27 159V160H28ZM180 159H177V161H180L181 162V160ZM0 160H1V158H0ZM27 160L25 161V162H27ZM68 160H69V162H68ZM70 160H73V161H71L70 162ZM3 161H5V160H3ZM7 161H11V160H8L7 159ZM7 161L6 162H2V163H5V165L7 166V167H9V163L8 164H6L7 163ZM16 161H18V160H16ZM62 161V162H63ZM12 162H13V159H12ZM19 162V161H18ZM11 163V162H10ZM23 163V161L22 162H20L19 163V166H20V164L21 165H23L22 164ZM28 163H30V162H28ZM90 164V165H93L92 163L93 162H91L90 163V161L89 162H87V161H85V164ZM13 164V163H12ZM12 164H10L11 166H12ZM14 164H15V167L18 165V163L16 162L15 163V161H14ZM25 164V163H24ZM27 164V163H26ZM111 164V161H109V162H107V165H110ZM4 165V166H5ZM27 165H29V164H27ZM69 165V164H68ZM3 165H1L0 164V167L1 168H3L2 167ZM10 166V167H11ZM9 167V170L11 169ZM14 167V166H13ZM14 167V168H15ZM20 167H18V169H19ZM7 169V168H6ZM5 169V167H4V170H3V173H4V171L7 173V170ZM13 169V168H12ZM14 170V169H13ZM16 170H17V168H16ZM15 170V171H16ZM30 170V169H29ZM1 172V175H0V177L2 176V175H4V176H6V173L5 174H3L2 173V171H0ZM10 171H8V173H9ZM48 172V171H47ZM10 173H12L13 174V172H10ZM16 173H17V171H16ZM15 172H14V175L16 174ZM11 174V175H12ZM19 174H20V172H19ZM23 173H21V176L20 177H17V178H21V181H22V179H24V180H26L27 178H30V176L29 175H27V176H29V177H27V178H23L22 176H24V175H22ZM48 174V173H47ZM10 175V176H11ZM75 174H73L72 176H74ZM3 176V180H5L4 178H6V177H4ZM10 176L9 175H7V178H9V180H10ZM15 176H18V174L17 175H15ZM15 176L13 177L12 176V179L13 178H15ZM40 176V175H39ZM77 176V175H76ZM75 176V177H76ZM24 177H26V176H24ZM17 178H16V180H17ZM44 178V177H43ZM42 178V179H43ZM48 179L47 180H45L46 181V183H47V181H50L49 180V176L47 177ZM77 179H79V177L77 176L76 177ZM81 178V177H80ZM12 179H11V187H14V184H15V186L16 185H18V184H16V183H12ZM36 179H37V176H36ZM41 178H40V181L42 182V181H44V180H42ZM45 179H46V177H45ZM52 179V178H51ZM8 180V179H7ZM15 180V179H14ZM20 180V179H19ZM18 180V181H19ZM23 180V181H24ZM28 180V179H27ZM1 182H2V178H1V180H0ZM21 181H19V182H21ZM22 181V184L24 183ZM39 181V180H38ZM39 181V183H41ZM72 181V180H71ZM1 182H0V185H1ZM76 182V181H75ZM3 183H6V182H2V184ZM29 183V182H28ZM27 183V184H28ZM46 183H43V184H46ZM50 183V182H49ZM49 183L48 184H46V185H49ZM7 184V183H6ZM8 184L10 185V183L8 182ZM21 184V185H22ZM5 185V184H4ZM3 185V186H4ZM13 185V186H12ZM32 185V184H31ZM7 186V185H6ZM5 186V187H6ZM23 186V185H22ZM21 186V187H22ZM30 186V185H29ZM228 186V185H227ZM0 187H2V186H0ZM16 187H18V186H16ZM27 188V187H26ZM6 189V188H5ZM7 189H12V188H7ZM16 189V188H15ZM14 189V193L16 194V193H18V192H20V190H15ZM19 189H21V188H19ZM23 189V188H22ZM1 191V190H0ZM2 191H3V189H2ZM5 191H7V190H5ZM18 191V192H17ZM105 191V190H104ZM8 192V191H7ZM23 192V191H22ZM3 193V192H2ZM4 193H6V192H4ZM10 193V192H9ZM8 193V194H9ZM34 193V194H33ZM33 193H32V196L33 195H36L35 193H37V192H34L33 191ZM98 193V192H97ZM102 193V192H101ZM0 194H1V192H0ZM7 194V193H6ZM12 194V191H11V194H9L6 198L8 199V201L9 202H13V201H16V203H14V205H16V207H20V210L17 208V210H19V212L18 211H14V212H12V210H10L9 208L7 209V211L9 210V211H11L12 213L11 214H13V213H15V212H18L21 216L22 215H25L26 216V218L28 219V218H30V223L33 225V229L31 230V228H30V223H29V225H28V227L30 228L29 230L31 231H29L27 228H25V226L24 225H22L24 222H26V221H28V220H26V218H25V220L26 221H24L23 223H22V221H21V219L20 218H23V217H18L17 219V221H21V224H19L20 223V221L19 222H14V224H13V226H14V232L16 233V235H17V238H18V241H19V244H20V247H21V250L24 252V254L26 255V253L25 252H27V253H29V251L30 252H32L31 250H32V248H33V238H31V237H33V236H35L36 237V234H38V236H39V234H41V233H39V230H40V228H39V226H40V224L38 223L37 224V222H38V220L40 221V217H42V219H43V221L46 223H48V225H47V227L44 225V228L43 229H45V230H47L48 232H49V235H53V238L51 239V240H49V241H47V242H44V244H45V249L43 250V254L44 255H46L47 256V258H48V254H49V252H51L50 250H51V247H53V245H56V244H58L59 243V240L62 238V236H63V232H64V230H67V232L71 235V239H73L74 240V242H76V244L79 242V236H78V234L77 233H79V231L77 230V228L78 227H80V225H85V223H84V221H82V219H80V215H81V213H78L79 211H77V213H76V215L75 216H71V213H70V216H69V218H68V216L66 217L65 215H62V213L60 212L59 213V215H58V223H59V229H57V222H56V218H55V216L53 215V213H54V211H53V213H51L52 212V210L51 209H45V208H43V207H40L39 205H37V207H35L36 205L35 204H33L35 201H36V203H38L37 202V199H38V197L37 198H35V199H33L34 197H32L31 198V200L30 199H28L27 200V196L25 197H23V196H21V192H20V194L18 195V194ZM26 195H27V193H25ZM39 194L40 193H38L37 195L39 196ZM93 194V193H92ZM4 195V194H3ZM15 195V196H14ZM24 195V194H23ZM36 195V196H37ZM100 195V194H99ZM31 196V195H30ZM40 196H41V194H40ZM44 197V196H43ZM95 197V196H94ZM5 198V197H4ZM28 198H29V196H28ZM40 198V197H39ZM45 198V197H44ZM47 198V197H46ZM31 201V203H32V200H34V202L31 204L30 203V201ZM42 200H43V198H42ZM44 200H48V198L47 199H44ZM257 199H256V195H252L248 200H246L245 202H240V204H245V203H247V202H249V203H254L255 201H256ZM38 201H39V199H38ZM8 202V203H9ZM42 203L43 201H39V203ZM48 202V201H47ZM51 202V201H50ZM50 202L48 203L49 205H50ZM10 203V204H11ZM43 204V203H42ZM47 204V203H46ZM48 204H47V207H48ZM68 204V203H67ZM13 204H11L10 205V207H14V206H12ZM44 205H45V203H44ZM43 205V206H44ZM38 206H39V208H38ZM46 206V205H45ZM44 206V207H45ZM8 207H9V205H8ZM16 207H15V210H16ZM13 209V208H12ZM9 211H8V213H9ZM45 211H48L47 213H46V215L48 216V217H46V216H43L42 215V213L43 214H45L44 212ZM66 211V210H65ZM80 212H84L83 210L82 211H80ZM88 212V211H87ZM65 213V212H64ZM68 213V211L66 212V214ZM73 214H74V212H72ZM9 215L10 216V220L12 221V219H11V216H13L14 217V215L15 214H13V215ZM19 214H16L17 216L19 215ZM72 214V215H73ZM15 215V216H16ZM84 216H85V214H83ZM150 215H152V214H150ZM16 216V217H17ZM24 216V217H25ZM50 216H54V217H50ZM80 216V217H79ZM101 216V215H100ZM12 217V218H13ZM43 217H45V218H43ZM83 217V216H82ZM93 217V216H92ZM103 217V216H102ZM101 217V218H102ZM159 217H161L160 215H157V214H153L150 218H151V220H153L154 222H155V220L157 221L158 219H159ZM15 218V217H14ZM84 218V220H85V217H83ZM99 218V217H98ZM158 218V219H157ZM100 219V218H99ZM161 219V218H160ZM159 219V220H160ZM247 217L245 218H243L242 220H243V222H246L247 220ZM14 220V219H13ZM15 220H16V218H15ZM22 220H24V218L22 219ZM88 220H90V219H88ZM103 220V219H102ZM147 220H150V219H147ZM146 220V221H147ZM28 221V222H29ZM95 221V220H94ZM97 221V220H96ZM13 222V221H12ZM88 222V221H87ZM153 222V223H154ZM97 223V222H96ZM151 223H152V221H151ZM152 223V224H153ZM37 224V225H36ZM90 224V223H89ZM93 224V223H92ZM95 224V223H94ZM150 224V223H149ZM25 225H26V223H25ZM35 225H36V227H35ZM91 225V224H90ZM146 225H148V224H146ZM158 225V224H157ZM12 226V227H13ZM24 226V227H23ZM43 226V225H42ZM94 226V225H93ZM150 226V225H149ZM153 226V225H152ZM167 226V225H166ZM27 227V226H26ZM32 227V226H31ZM90 227V226H89ZM88 227V228H89ZM157 227V226H156ZM156 227H155V230H157L156 229ZM163 227V226H162ZM153 228V227H152ZM13 229V228H12ZM93 229V228H92ZM154 229H151V231H153ZM155 230H154V232H155ZM158 230H160V229H158ZM82 231H84V230H82ZM87 231H88V229H87ZM101 231V230H100ZM71 232H73V233H76V235L74 236L73 234H71ZM107 232V231H106ZM93 233V232H92ZM158 233H160V232H158ZM158 233L156 234L157 235V237H158ZM95 234V233H94ZM93 234V235H94ZM154 234V233H153ZM45 235V234H44ZM44 235H40L41 236V239L42 238H45L46 237V235L44 236ZM97 235V234H96ZM232 236V235H231ZM79 237V238H78ZM156 238V237H155ZM94 239V238H93ZM92 240V239H91ZM100 241V240H99ZM108 241V240H107ZM2 242V240H1V236H0V243ZM153 242V241H152ZM70 243H73L72 241L70 242ZM92 245H93V247H95L96 246V243H94L93 241H92ZM104 243V242H103ZM75 244V245H76ZM73 245H74V243H73ZM91 245V244H90ZM100 245V244H99ZM107 245V244H106ZM77 246V245H76ZM112 246V245H111ZM103 247V246H102ZM106 247V246H105ZM30 248V250L28 251V249ZM95 248H97V246L95 247ZM27 249V251H25ZM77 249V248H76ZM54 250H55V248H54ZM96 250V249H95ZM101 250V249H100ZM142 251V250H141ZM52 252L54 253L55 251H53V249H52ZM143 253V252H142ZM170 253V252H169ZM33 254V253H32ZM32 254H31V256H32ZM167 254H168V252H167ZM49 255H51V254H49ZM68 255V254H67ZM143 255V254H142ZM144 255H146V254H144ZM174 255V254H173ZM172 255V256H173ZM30 256V257H31ZM172 256H170L169 254H168V256H166L165 255V257H168V258H164V261H165V259L167 260V261H169V262H172L173 263V259L172 258H174V257H172ZM212 256V255H211ZM27 257V256H26ZM29 257V258H30ZM68 257V256H67ZM139 257V256H138ZM145 257V256H144ZM175 257H176V255H175ZM28 258V259H29ZM33 258V257H32ZM59 257H57V258H52V259H50V261L51 262H49V263H52V262H54L55 260L57 261V259H58ZM65 258H66V256H65ZM73 258V257H72ZM75 258V257H74ZM79 258V257H78ZM177 258V257H176ZM175 258V259H176ZM61 259V258H60ZM59 259V260H60ZM63 259V258H62ZM34 260V259H33ZM32 260V261H33ZM49 260V259H48ZM58 260V261H59ZM69 260V259H68ZM31 261V260H30ZM55 261V262H56ZM57 261V262H58ZM60 262H61V260H60ZM166 262V261H165ZM37 263H38V261H37ZM48 263V264H49ZM76 263V262H75ZM54 264H56V263H54ZM59 264V263H58ZM61 264H62V262H61Z\"/></svg>",
  "mask_w": 264,
  "mask_h": 264
}]
</instances>
